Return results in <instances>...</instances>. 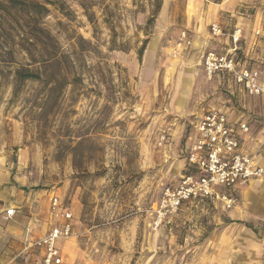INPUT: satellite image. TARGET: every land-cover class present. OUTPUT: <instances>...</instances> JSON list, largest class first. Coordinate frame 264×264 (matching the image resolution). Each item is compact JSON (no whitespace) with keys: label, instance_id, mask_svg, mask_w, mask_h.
Instances as JSON below:
<instances>
[{"label":"rangeland","instance_id":"374dc122","mask_svg":"<svg viewBox=\"0 0 264 264\" xmlns=\"http://www.w3.org/2000/svg\"><path fill=\"white\" fill-rule=\"evenodd\" d=\"M194 4L0 0V197L18 189L32 194L19 209L21 218H31L34 238L55 217L50 194L63 200L74 223L73 235L62 240L66 264H185L209 256L216 240L232 238L233 222L250 224L264 238V220L231 215L252 210L253 181L236 190L230 209L195 201L170 226L150 225L163 187L185 173V143L200 116L213 107L241 109L206 80L197 65L201 53L194 79H185L190 55L179 57V34L208 40L203 23L193 22ZM55 51L71 62L60 66L69 84L16 79L19 69L42 68L32 56ZM181 88L187 96L178 106Z\"/></svg>","mask_w":264,"mask_h":264},{"label":"built area","instance_id":"2783aa9c","mask_svg":"<svg viewBox=\"0 0 264 264\" xmlns=\"http://www.w3.org/2000/svg\"><path fill=\"white\" fill-rule=\"evenodd\" d=\"M223 2L229 0H206ZM261 22L254 30L260 38V61L264 62V3L260 6ZM212 37H221L225 31L220 22L209 25ZM231 46L224 52L208 50L202 56V67L206 78L211 79L217 73L229 76L234 84L240 86L248 96L264 99V79L258 67L250 66V58L239 51L240 28L229 33ZM192 39L186 30L179 34L175 44L176 51L190 48ZM248 61V62H247ZM249 130L242 120L231 121L227 114L217 108L207 110L197 121L189 142L185 146L186 168L174 185L163 187L160 197L151 208V228L160 229L169 226L182 206L187 203L209 199L221 202L230 209L235 198L228 191L243 186L264 175V166L253 156L240 151V134ZM165 131L159 135L158 144L165 142ZM50 212L60 223L46 234L36 239L31 246L41 250V264H64L58 242L71 237L74 233L73 214L63 200L52 194ZM13 208L6 209V215L12 216ZM78 264V263H73Z\"/></svg>","mask_w":264,"mask_h":264},{"label":"crops","instance_id":"0c3cea01","mask_svg":"<svg viewBox=\"0 0 264 264\" xmlns=\"http://www.w3.org/2000/svg\"><path fill=\"white\" fill-rule=\"evenodd\" d=\"M192 3H195L194 5H196L198 10L193 15V18H195L193 22L200 21L203 23L199 26V29L202 27V30L206 31L208 40L203 41L200 37L196 38V36H193L187 31L192 39V44L190 48L179 51L181 55L179 57L190 55L186 61L189 73L185 79L189 80V82L194 79L193 76L196 70L194 60L200 53L197 65L200 66V70L206 78L202 67L203 54L208 50L224 52L228 49L231 46L229 33L233 28H240L241 30L239 51L249 56L250 61L247 62L250 63V66L258 67L264 79V62L262 63L260 61L261 41L259 37L254 35V30L261 22L260 6L264 3V0H229L214 3L207 2L206 0H188V5ZM202 6L206 7L205 11L202 10ZM221 13H224V17H221L222 20L220 21L219 15ZM214 21L220 22L225 31V35L215 38L210 35L209 25ZM210 40H217L219 44H213ZM206 80L208 82H216L220 91L227 96L228 101L237 103V107L241 108L237 110L235 106L231 109L225 106L213 107L225 112L233 122L236 120L246 122L249 130L246 133L240 134V151L253 156L259 164L264 166V99L258 96L246 95L240 86L234 84L232 79L223 73H217L211 79L206 78ZM179 95L177 100L178 106H182L187 96L186 90L181 88ZM192 133L193 130L189 134L186 143L189 142ZM182 161L185 163L183 168L185 170L187 166L185 156ZM2 178V174L0 173V183H2ZM253 182V189H255L253 195L254 201L249 202L252 210L250 209L251 211L248 213L240 212L231 214L236 219H244L246 222L264 220V175L259 179L253 180ZM239 187L236 186L230 189L228 193L234 197ZM52 194L49 196V204ZM30 195L32 194H24L23 190L18 189L17 191H12V197L9 199L0 197V202L5 201L4 207L0 203V264H19V260L21 259H25V261L30 260L33 264H41V250L31 245L43 235L34 238L29 232L31 222L28 221L31 218L24 220L20 216L21 211L19 208L23 205H29ZM34 199L32 198V200ZM204 200L209 199L199 201ZM219 203L222 204L221 202ZM7 208L14 209L12 216L6 215ZM48 211L51 216L52 213L50 212L49 205ZM52 219L48 230L60 223L58 218L53 217ZM227 230H233L232 238L216 240L213 244L214 249L210 251L211 254L209 256H195L191 261H186L185 264H264V238L260 237L250 224L243 223L241 225L233 222ZM58 245L64 258V264H66L65 254L61 248L62 240L58 242ZM73 263L75 262L71 264Z\"/></svg>","mask_w":264,"mask_h":264},{"label":"trees","instance_id":"16d2710c","mask_svg":"<svg viewBox=\"0 0 264 264\" xmlns=\"http://www.w3.org/2000/svg\"><path fill=\"white\" fill-rule=\"evenodd\" d=\"M35 5L40 7V5L38 4ZM157 7H159V2L157 4ZM152 22L153 19L150 18L147 23L151 24ZM144 48H145V43L138 52V60L140 61ZM63 55L64 54H62L63 57L62 59V57L57 54V51H55V53H50L48 56L42 55L40 60H36L35 56H32L34 62L42 65V68L38 67L36 68V70H30L28 68L19 69L18 71L15 72L16 79L18 81L39 80L43 82L52 83L54 87L55 86L62 87L69 84L70 83L69 79L64 74L60 66L61 64H63V62L66 63H71V62H68L66 56ZM53 68H55L56 70L55 71L51 70Z\"/></svg>","mask_w":264,"mask_h":264}]
</instances>
